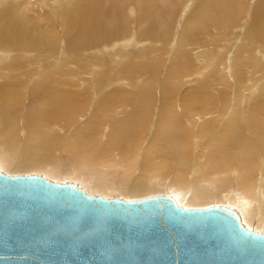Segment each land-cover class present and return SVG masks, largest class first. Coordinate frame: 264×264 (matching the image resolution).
Masks as SVG:
<instances>
[{
  "label": "bare ground",
  "instance_id": "obj_1",
  "mask_svg": "<svg viewBox=\"0 0 264 264\" xmlns=\"http://www.w3.org/2000/svg\"><path fill=\"white\" fill-rule=\"evenodd\" d=\"M0 172L264 235V0H0Z\"/></svg>",
  "mask_w": 264,
  "mask_h": 264
},
{
  "label": "water",
  "instance_id": "obj_2",
  "mask_svg": "<svg viewBox=\"0 0 264 264\" xmlns=\"http://www.w3.org/2000/svg\"><path fill=\"white\" fill-rule=\"evenodd\" d=\"M0 264H264V235L220 206L107 200L0 172Z\"/></svg>",
  "mask_w": 264,
  "mask_h": 264
},
{
  "label": "rangeland",
  "instance_id": "obj_3",
  "mask_svg": "<svg viewBox=\"0 0 264 264\" xmlns=\"http://www.w3.org/2000/svg\"><path fill=\"white\" fill-rule=\"evenodd\" d=\"M252 66H254V65H252ZM162 67H164V64L162 63ZM247 67V66H246ZM255 67V66H254ZM248 70V69H247ZM259 81H262V80H260L259 78H258V80H257V82H259Z\"/></svg>",
  "mask_w": 264,
  "mask_h": 264
}]
</instances>
